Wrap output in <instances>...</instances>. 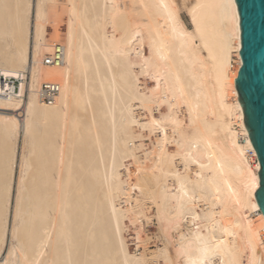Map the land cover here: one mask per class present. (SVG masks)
<instances>
[{"label": "bare ground", "instance_id": "1", "mask_svg": "<svg viewBox=\"0 0 264 264\" xmlns=\"http://www.w3.org/2000/svg\"><path fill=\"white\" fill-rule=\"evenodd\" d=\"M240 49L236 0H0V264H264Z\"/></svg>", "mask_w": 264, "mask_h": 264}, {"label": "water", "instance_id": "2", "mask_svg": "<svg viewBox=\"0 0 264 264\" xmlns=\"http://www.w3.org/2000/svg\"><path fill=\"white\" fill-rule=\"evenodd\" d=\"M242 66L235 79L243 120L260 163L255 195L264 214V0H236Z\"/></svg>", "mask_w": 264, "mask_h": 264}, {"label": "rangeland", "instance_id": "3", "mask_svg": "<svg viewBox=\"0 0 264 264\" xmlns=\"http://www.w3.org/2000/svg\"><path fill=\"white\" fill-rule=\"evenodd\" d=\"M134 59V58H133ZM233 66H235V62H233ZM146 82V78L143 79V82ZM145 145H149V141L147 139L143 142ZM147 145V146H148ZM253 162V160H252ZM253 164V163H252ZM143 211L145 217L142 218V241L140 246L138 247V251L145 253V252H151L156 248L157 246H160L162 238L160 236L159 232V225L157 223V220L155 218L154 209L151 207V204L148 199L144 200L143 205ZM127 238L133 236V228L129 227ZM131 241V240H130ZM130 249H134V245L130 246ZM150 262V259H149Z\"/></svg>", "mask_w": 264, "mask_h": 264}, {"label": "built area", "instance_id": "4", "mask_svg": "<svg viewBox=\"0 0 264 264\" xmlns=\"http://www.w3.org/2000/svg\"><path fill=\"white\" fill-rule=\"evenodd\" d=\"M64 56V48L62 45H56L54 51L51 55H48L44 62L46 64H58L61 63ZM59 92V86L53 82H44L42 83L39 89V99L43 103H52L55 96Z\"/></svg>", "mask_w": 264, "mask_h": 264}]
</instances>
